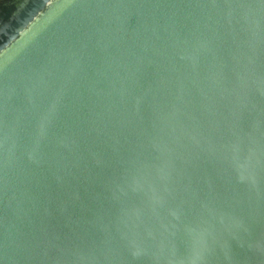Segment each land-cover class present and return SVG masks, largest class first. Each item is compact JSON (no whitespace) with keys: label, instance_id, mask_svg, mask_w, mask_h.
<instances>
[{"label":"water","instance_id":"water-1","mask_svg":"<svg viewBox=\"0 0 264 264\" xmlns=\"http://www.w3.org/2000/svg\"><path fill=\"white\" fill-rule=\"evenodd\" d=\"M0 264H264V0H0Z\"/></svg>","mask_w":264,"mask_h":264}]
</instances>
